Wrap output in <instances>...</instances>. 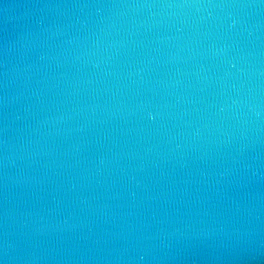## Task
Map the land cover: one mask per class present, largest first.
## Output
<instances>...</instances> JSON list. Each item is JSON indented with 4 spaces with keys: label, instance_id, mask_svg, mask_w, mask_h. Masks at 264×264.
I'll use <instances>...</instances> for the list:
<instances>
[{
    "label": "water",
    "instance_id": "obj_1",
    "mask_svg": "<svg viewBox=\"0 0 264 264\" xmlns=\"http://www.w3.org/2000/svg\"><path fill=\"white\" fill-rule=\"evenodd\" d=\"M0 264H264V0H0Z\"/></svg>",
    "mask_w": 264,
    "mask_h": 264
}]
</instances>
